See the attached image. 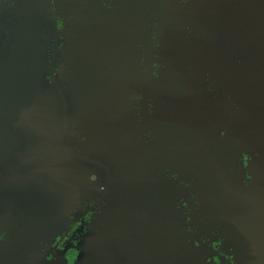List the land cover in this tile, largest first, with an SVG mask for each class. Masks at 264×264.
I'll return each mask as SVG.
<instances>
[{"label":"flooded vegetation","instance_id":"af4514ba","mask_svg":"<svg viewBox=\"0 0 264 264\" xmlns=\"http://www.w3.org/2000/svg\"><path fill=\"white\" fill-rule=\"evenodd\" d=\"M101 1L96 13L90 0H0V64L12 47L36 63L16 136L4 135L0 73V264H264V0L176 1L202 105L186 123L169 121L166 142L147 84L126 83L131 0ZM142 1L137 46L151 56L140 74L157 80L162 2ZM90 31L125 55L106 77L133 115L107 143L89 135L69 81L65 50L91 46L78 40ZM218 220H237L236 243Z\"/></svg>","mask_w":264,"mask_h":264},{"label":"water","instance_id":"95a60500","mask_svg":"<svg viewBox=\"0 0 264 264\" xmlns=\"http://www.w3.org/2000/svg\"><path fill=\"white\" fill-rule=\"evenodd\" d=\"M86 1V0H84ZM92 1L88 7L90 10L101 13L107 9V6L102 4L101 0ZM177 0H159L162 2L161 6L155 7L158 10L157 15L162 18V29L158 33V41L161 45L160 57L157 60L165 67L162 75L155 80L154 78H143L140 73V58L142 55L150 57V46L141 48L137 44L142 40V33L140 32V25L143 18L142 15V0H131L132 10V47L130 54L127 56L126 62L131 66V91H141L145 84L147 90H150L152 98L154 99L156 111L153 116V122L164 121V141L173 139V127H169V121L176 124L184 122L185 118L194 115L192 112H198L201 108V79L199 76L197 64L194 61L187 39L185 29L180 22V16L177 13ZM89 36V37H88ZM79 41L87 42L86 45L76 48H67L65 53L69 59V65L72 69L69 81L75 99L81 103L85 110V121L87 126L92 130L90 136L107 143L110 138L108 134L111 131L117 133L124 132V127L120 126L118 122L122 123L126 114H132V108L122 98L118 100L113 95V79L106 77L112 73L111 67L113 64V57L115 63L120 58L117 54L114 56L113 48L99 46L97 38L93 37V32L83 33ZM97 41V42H96ZM150 42V39L148 40ZM115 51V50H114ZM119 51V50H118ZM122 59L121 63L125 61L124 49L121 48ZM19 55L21 57H19ZM28 57V59H25ZM130 57V59H129ZM34 55L30 52L21 51L17 48L11 49L3 63L0 64V73L4 74L1 81L4 82V120L5 128L8 133L5 136H16L18 129L21 131L22 123L16 124L12 122L13 115H22L26 113V94L24 91L33 88L32 77L35 67ZM125 67V66H124ZM123 67V71H124ZM150 72V71H149ZM33 73V74H32ZM106 73L105 78L100 74ZM107 78V79H106ZM129 88V87H128ZM115 93V92H114ZM34 91L29 92L28 97H33ZM114 97V100H113ZM14 104V105H13ZM121 115V116H120ZM182 122V123H181ZM108 124V126H106ZM124 124V123H122ZM86 126V127H87ZM128 129V128H127ZM176 130V128H175ZM171 136V137H170ZM108 137V138H107ZM13 144L8 146L13 147ZM154 155V154H153ZM156 155V153H155ZM151 156V155H148ZM197 168V166H195ZM191 169L190 167H187ZM195 168V169H196ZM199 169V167H198ZM200 192L204 198L205 185L203 182H198ZM204 200V199H203ZM204 205V202H203ZM220 204H215L219 206ZM215 208H212L213 211ZM216 208L219 216H224L225 212L228 217L234 215L230 208ZM217 221V220H214ZM226 224L227 235L231 238L233 244L237 241V220H218Z\"/></svg>","mask_w":264,"mask_h":264}]
</instances>
